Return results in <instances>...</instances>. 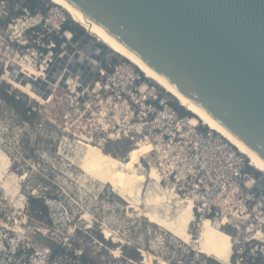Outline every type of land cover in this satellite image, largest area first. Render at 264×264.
I'll return each instance as SVG.
<instances>
[{
	"label": "rangeland",
	"instance_id": "374dc122",
	"mask_svg": "<svg viewBox=\"0 0 264 264\" xmlns=\"http://www.w3.org/2000/svg\"><path fill=\"white\" fill-rule=\"evenodd\" d=\"M27 2L0 1V244L13 243L32 251L49 248L59 261L58 255L66 257L62 258L63 264H221L197 248L202 220L209 216H202L203 213L195 209V219L189 225L192 241L186 243L135 212L111 185L94 180L80 169L78 164L85 155V148L78 140L89 139L121 161H127L136 151L143 172L148 174L151 167L159 170L163 180L160 192L164 193V189L167 192V203L163 202L159 209L162 215L167 214L166 208L170 205V214L175 217L180 206L175 201L193 198L174 195L177 186L165 176L174 166L177 151H169V147L157 143L153 138L155 133L151 135L147 128L139 132L124 98L115 99L104 89L99 90L95 82L80 90L81 75L76 73L69 76L70 83L66 87H56L44 104L7 81L10 69L14 72L10 64L15 60L19 65L23 59L30 60L41 73L48 74L52 70L58 55L54 52L51 56L50 49L48 54L41 55L40 48H48L44 39L51 40L52 35H57L52 32L58 31L60 22L67 19L84 30L91 45L106 52L97 63L100 68H105L104 65L111 68L116 61L124 62L123 56L51 1L43 25L31 20V16H21L20 21L16 19L8 27L2 25L10 10H21ZM34 24L42 25L47 32L37 35L33 27L24 32ZM81 41L63 49L73 57L69 62L76 53L92 58L87 51L90 48L84 51L78 47ZM58 69L64 71L61 67ZM97 78L96 75L95 81ZM3 93L14 98L12 104L1 96ZM28 108L32 113L28 112L26 118L22 112ZM254 170L259 172L255 176L264 180V172L255 167ZM152 188L151 180L144 184L142 201ZM28 195L44 200L49 214L41 219L35 216ZM240 200L230 201L211 221L231 235L234 251L246 250V244L245 260L253 263L252 258L258 251L249 241L254 235L256 240L264 241V223L252 226L244 202ZM140 207L147 209L143 202ZM105 230L112 236L106 237ZM76 253H81V263L69 260L76 257ZM261 257L264 259V254Z\"/></svg>",
	"mask_w": 264,
	"mask_h": 264
},
{
	"label": "water",
	"instance_id": "95a60500",
	"mask_svg": "<svg viewBox=\"0 0 264 264\" xmlns=\"http://www.w3.org/2000/svg\"><path fill=\"white\" fill-rule=\"evenodd\" d=\"M49 1L138 64L264 172V0ZM88 46L104 55L87 39L78 44L84 51ZM97 69L88 81L79 80L83 88ZM39 94L48 99L52 90Z\"/></svg>",
	"mask_w": 264,
	"mask_h": 264
},
{
	"label": "built area",
	"instance_id": "2783aa9c",
	"mask_svg": "<svg viewBox=\"0 0 264 264\" xmlns=\"http://www.w3.org/2000/svg\"><path fill=\"white\" fill-rule=\"evenodd\" d=\"M0 1L5 2V0ZM23 11L24 13L19 17L12 18L7 27L11 26L16 19L20 21L23 18L19 19L21 16H31V20L43 25L49 15V12L47 14L39 12L34 15L27 8H23ZM63 23L60 22L59 30L52 33L61 34ZM37 25L27 27L24 32L32 27L38 35L47 32L42 25H39L40 31H37L35 29L39 27ZM62 35L67 41L72 40L71 31H63ZM47 46L51 47L50 55L53 56L52 47L55 44L52 42V46ZM65 47L64 43L62 48ZM40 54L45 55L48 52L45 53L43 48H40ZM65 55L63 51L58 54V61ZM69 58L73 57L69 56ZM67 63L68 60L64 67ZM97 66L98 69L91 82H95L99 90L104 89L103 91L110 93L115 99L124 98L127 107L132 110V120L137 123L139 132L147 128L151 135L155 133L153 138L157 143L163 147H169V151H177L174 166L168 174L166 173L165 178L174 180L178 196L193 197L191 199L194 201V208L199 213L202 212V216H209L210 220L215 214L218 215L230 201L241 199L240 201L244 202L245 211L251 218V225L255 227L264 223V189L258 188V184L264 180L258 179L249 172L248 167L254 168V166L245 154L221 133L200 121L194 124L192 122L194 116L182 114L174 105L176 99H173V96L156 82L152 83V80L145 77L144 73L129 60L124 58V62H114L111 71L107 69L105 71V68H100L99 64ZM66 69L67 66L61 74L62 77L67 72ZM96 75L98 78L95 81ZM81 86L80 83L79 87ZM89 86L90 83L86 88ZM252 238L249 242L256 241L255 249L264 254V241L256 240L258 238L255 235ZM244 251L243 249L233 251L232 258L234 254L240 258V260L237 258L238 264L243 260ZM59 256L60 261L59 258L53 257L49 248L32 251L15 246L13 243L0 244V264H63L62 258L66 259V257ZM75 256L69 260L81 263V253H76Z\"/></svg>",
	"mask_w": 264,
	"mask_h": 264
},
{
	"label": "bare ground",
	"instance_id": "6f19581e",
	"mask_svg": "<svg viewBox=\"0 0 264 264\" xmlns=\"http://www.w3.org/2000/svg\"><path fill=\"white\" fill-rule=\"evenodd\" d=\"M63 9H65V11L70 13L73 16V18L76 20V22H78L85 29H87L89 33L96 35V37H98L100 41H102L104 44L109 46L115 52H117L118 54H120L121 56L132 62L133 64H135L137 68L144 73V71L141 69V67L138 64H136L131 59H129L124 54H122L117 49H115L112 45H110L107 41H105L102 37H100L96 32H94L91 28H89L86 24H84L80 19H78L75 15H73L66 7H63ZM88 47L90 48L91 46ZM90 49H91L90 53H92L93 57L96 58V59L95 58L92 59L93 58L92 57L91 59H89L91 61V64L86 63L84 61V58H82V55H78L77 58H74L70 62L69 60L71 58L67 57L68 63L66 65L67 66L66 71L68 75L66 78L64 76L63 77L61 76V74H63L64 71L61 72V70L58 69V67L59 68L61 67L62 70H65L66 66L64 67L65 64L63 62L64 59L63 56L61 58V61H59L56 65V71L50 75L38 71L37 67L30 60L23 59L20 65L17 62L18 60H15L10 64V66L14 68V72L11 71L10 69V71L6 75L7 77L6 79L14 87L22 90L23 92L32 96L38 102L44 104L48 99H44L42 94H39V91H42V93H46L48 89L54 91V89L56 90V87L61 86L62 81H65L66 82L65 84L68 85L70 83L69 76L70 75L74 76L75 75L74 73L78 74V76L81 75L79 80L88 81V78L90 77V74L94 66H96L97 63L99 62V59L102 58V53H101L102 51L96 50L94 48H90ZM80 56L81 58H78ZM16 66L17 69H15ZM18 70L19 72L16 73ZM144 75L147 78L156 82L158 85L164 88L175 99L179 101V99L172 92H170L164 85L159 83L157 80L147 76L145 73ZM25 76H27L28 78H32L33 83L30 80L25 82L24 81ZM43 76H46V78ZM81 88L83 87H79L80 90ZM182 106L185 107L184 105ZM190 112L192 111L190 110ZM192 119H193L192 122L194 124H197L199 121L201 122L202 120L200 118L199 120L193 117ZM202 123L207 125L203 120ZM215 131L219 132L218 130ZM78 142L85 148L84 151L85 155L83 157L84 153H82L83 159L80 162V164H78L80 169L83 170L84 173H86L88 176H90L94 180H97L100 183L111 185L113 191H115L119 196H121L123 199L128 201L129 206L133 208L135 212L147 217L150 222L161 226L164 230H167L169 233L175 235L176 237H178L179 239L183 240L186 243L192 241L191 234L189 232V225L195 219L194 201L192 199H183V198H182L183 200L178 199V201H175L178 202L176 204L180 205L179 207L177 206V211H178V213H176L177 215L175 217L171 216L170 205H169L170 207L167 205L168 206L166 208L167 214L162 215L159 209L163 207V202L167 203V201H165L167 198L166 197L167 192L165 189L163 190L164 193L160 192V190L162 191V189L160 188L162 186L161 175L159 174V170H157L156 167H151L150 171H148L149 173L147 174L141 170V167H139V164H141L140 156L136 151L132 153V156L129 161L124 162L112 156L111 154L106 153L102 148V146L92 143L89 139L78 140ZM239 150L243 154H245L251 161V158L246 153H244L241 149ZM253 166L257 170L262 171L259 168H257L255 165ZM149 180H151V184L153 188L151 189L150 193L145 194V196L146 195L147 196L145 197L144 201H142L141 198L144 195L143 194L144 184L147 183ZM174 195L178 197L177 194ZM142 202L145 203L147 209H142L140 207ZM104 234L106 235V237L112 236V234L108 230H105ZM196 243H198L197 248L200 253L205 254L209 257H213L214 259L218 260L221 264H232V254L234 251L233 238L231 237L230 234L214 226L209 218H205L202 220L200 236L199 239L196 240Z\"/></svg>",
	"mask_w": 264,
	"mask_h": 264
},
{
	"label": "trees",
	"instance_id": "16d2710c",
	"mask_svg": "<svg viewBox=\"0 0 264 264\" xmlns=\"http://www.w3.org/2000/svg\"><path fill=\"white\" fill-rule=\"evenodd\" d=\"M23 5L21 6V10H14V9L10 10V12L7 15L6 22L2 23V25L7 26V24L12 20V18L19 17L20 15H22L24 13L23 8H27L29 10V12L31 14H34V15L39 13V12L47 14L49 12V9H50V1L49 0H28L27 4H23ZM35 29L37 31H40V27H37ZM66 30L71 31L72 34H73L72 40L70 42L67 41L66 38L62 35V32L66 31ZM82 39H86V33L84 32V30L79 28L77 25H75V23L71 19H67L62 24L61 34L52 35V39L51 40H49V39L48 40L44 39V40H45V43H47V45H50V43H52V42L55 44V46L52 48V50H53V52H55L56 55H58V54H60L63 51L62 45L64 43L66 44V47H67L68 44L78 43ZM39 40H42V38L39 37ZM36 42H37V40H36ZM48 49H50V48H43L45 53L48 52ZM104 67L107 70L111 71V68H108L106 65H104ZM1 96L6 101H8V102H10L12 104L11 100H12L13 97L9 96L8 93H3V94H1ZM174 105L176 106V108H178L180 110V112L182 114H188L190 116H194V114H192L191 112L186 110L181 104H179V102L177 100L174 101ZM28 112L32 113L30 108L24 109V111L22 112L24 117L27 118V113ZM26 118H24V119H26ZM193 118L197 119V116H194ZM131 156H132V154H131ZM131 156L129 157V159L127 161L130 160ZM127 161H124V162H127ZM248 170H249L250 173H252V174H254L256 176L259 175V172L254 170V168L251 167V166L248 167ZM28 203H29L30 209L32 210V213L35 216H37L38 218L41 219L43 216H47L49 214L48 206L45 204L44 200H42V199H40V198H38L36 196H33V195H28ZM213 225L218 227V228H220L221 230H223L219 225H216L214 223H213ZM252 243H253L252 244L253 246H255L257 244L256 241H254ZM245 249L246 250L242 254L243 260L241 261L240 264H245V263H247V264H264V259L261 257L262 252L260 250H257L258 251L257 252V256L252 258L253 261H254L253 263L250 262V259H248L246 261L245 258H246V254H248V253H247V248L246 247H245ZM135 257H137V256H135ZM81 258H82V256H80V259ZM237 258H238V255L234 254L233 258H232V263L234 262V264H238L237 263V261H238ZM89 264H91V263H89Z\"/></svg>",
	"mask_w": 264,
	"mask_h": 264
}]
</instances>
